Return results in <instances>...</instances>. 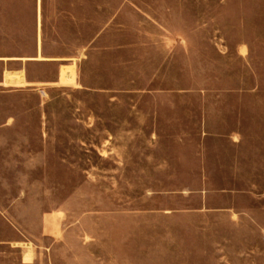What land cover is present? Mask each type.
Segmentation results:
<instances>
[{"label": "rangeland", "instance_id": "374dc122", "mask_svg": "<svg viewBox=\"0 0 264 264\" xmlns=\"http://www.w3.org/2000/svg\"><path fill=\"white\" fill-rule=\"evenodd\" d=\"M174 30L93 90L0 92V264H264V0H185Z\"/></svg>", "mask_w": 264, "mask_h": 264}, {"label": "crops", "instance_id": "0c3cea01", "mask_svg": "<svg viewBox=\"0 0 264 264\" xmlns=\"http://www.w3.org/2000/svg\"><path fill=\"white\" fill-rule=\"evenodd\" d=\"M184 11L185 0H0V92L47 96L48 85L93 90L88 67L136 64L126 62L130 50L184 49V36L175 38L174 30ZM33 65H55L57 76L35 81Z\"/></svg>", "mask_w": 264, "mask_h": 264}]
</instances>
